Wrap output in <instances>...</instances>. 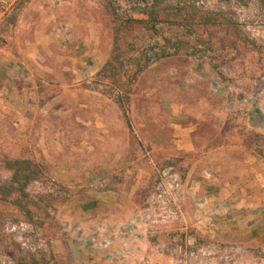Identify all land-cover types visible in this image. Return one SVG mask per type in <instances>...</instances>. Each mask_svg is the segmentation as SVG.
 Here are the masks:
<instances>
[{
  "label": "rangeland",
  "instance_id": "374dc122",
  "mask_svg": "<svg viewBox=\"0 0 264 264\" xmlns=\"http://www.w3.org/2000/svg\"><path fill=\"white\" fill-rule=\"evenodd\" d=\"M141 2L0 0V264H57L66 216L98 206L103 222L108 189L135 210L112 237L133 238L115 228L139 214L164 224L202 154L191 142L264 159V0H198L230 18L155 29L132 21L147 19ZM169 166L180 179L170 210L154 197ZM180 234L161 240L181 245ZM88 240L104 248V225ZM172 252L187 264H264L244 245Z\"/></svg>",
  "mask_w": 264,
  "mask_h": 264
},
{
  "label": "crops",
  "instance_id": "0c3cea01",
  "mask_svg": "<svg viewBox=\"0 0 264 264\" xmlns=\"http://www.w3.org/2000/svg\"><path fill=\"white\" fill-rule=\"evenodd\" d=\"M27 99L22 97L21 101L27 103ZM188 150L202 154L195 157L164 224H141L137 235L129 240L112 237L113 223L124 220L135 210L124 204L119 191L104 190V196H100L104 199L103 222L98 220V206L82 212L83 216L78 218L66 216L70 231L52 241L54 261L57 264H187L186 260L174 257V246L199 251L207 244L218 243L244 245L264 252V159L238 144L220 143L201 148L191 142ZM198 164L205 165L201 174L204 179L195 171ZM100 225H104L107 245L97 249L90 244L88 236L98 231ZM73 226L76 228L72 232ZM177 230L181 231V245L161 240L168 232ZM114 252L117 258L113 257Z\"/></svg>",
  "mask_w": 264,
  "mask_h": 264
},
{
  "label": "trees",
  "instance_id": "16d2710c",
  "mask_svg": "<svg viewBox=\"0 0 264 264\" xmlns=\"http://www.w3.org/2000/svg\"><path fill=\"white\" fill-rule=\"evenodd\" d=\"M141 12L147 15V19H133L132 21L152 23L155 29L156 23L170 22L180 26L192 24L216 25L218 18H230L221 10L209 9L199 6L198 0H141ZM247 5L252 0H235ZM262 1V0H260ZM19 163V161H15Z\"/></svg>",
  "mask_w": 264,
  "mask_h": 264
},
{
  "label": "built area",
  "instance_id": "2783aa9c",
  "mask_svg": "<svg viewBox=\"0 0 264 264\" xmlns=\"http://www.w3.org/2000/svg\"><path fill=\"white\" fill-rule=\"evenodd\" d=\"M172 170V166L166 167L162 170L160 180L156 183L154 190V197L159 200L163 205V208L168 210H170L169 195L173 194L178 182H180L179 176ZM146 218L147 214H139L137 218L116 226V236L128 238L136 236L139 226L146 221ZM101 245L106 246L107 241L104 240V243H101ZM113 257H117V254H114Z\"/></svg>",
  "mask_w": 264,
  "mask_h": 264
}]
</instances>
